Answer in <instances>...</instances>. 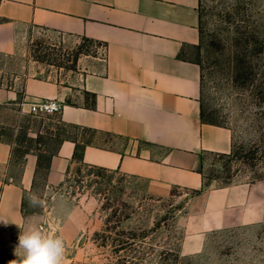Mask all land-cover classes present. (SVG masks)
Segmentation results:
<instances>
[{
  "label": "crops",
  "instance_id": "1",
  "mask_svg": "<svg viewBox=\"0 0 264 264\" xmlns=\"http://www.w3.org/2000/svg\"><path fill=\"white\" fill-rule=\"evenodd\" d=\"M199 6L200 0H0V54H13L36 29L74 44L87 39L104 50L103 58L80 56L65 78L33 75L23 81V106L58 101L61 123L78 130L50 159L44 179L50 200L41 214L25 211L39 157L27 154L16 165L11 144L0 140V264L22 256L18 237L29 226L65 244L79 236L76 203L49 193L77 164V144L87 166L191 191L204 187V154L232 151V130L202 120V68L188 57L199 50ZM18 92L0 86V105L16 102ZM84 129L130 144H86L79 132ZM182 219L186 255L200 252L210 233L264 223V179L204 190L190 200Z\"/></svg>",
  "mask_w": 264,
  "mask_h": 264
},
{
  "label": "rangeland",
  "instance_id": "2",
  "mask_svg": "<svg viewBox=\"0 0 264 264\" xmlns=\"http://www.w3.org/2000/svg\"><path fill=\"white\" fill-rule=\"evenodd\" d=\"M202 36L188 57L202 68L203 120L232 130L228 154H204L199 170L205 190L264 179V0H200ZM104 57L94 42H65L40 29L17 50L0 54V86L15 87L18 100L0 105V140L12 146L14 162L27 154L41 162L34 187L26 195L27 214L49 206L45 173L64 136L76 130L59 115L35 116L21 104L29 76L65 78L80 56ZM85 142L124 149L130 141L80 130ZM67 133V134H66ZM59 193L78 206L79 236L66 242L63 264H264V223L208 234L203 249L182 252L184 213L193 191L160 188L115 171L74 164ZM40 203L33 205L30 198Z\"/></svg>",
  "mask_w": 264,
  "mask_h": 264
},
{
  "label": "clouds",
  "instance_id": "3",
  "mask_svg": "<svg viewBox=\"0 0 264 264\" xmlns=\"http://www.w3.org/2000/svg\"><path fill=\"white\" fill-rule=\"evenodd\" d=\"M30 202L34 206L40 203L35 197L30 198ZM17 248L23 249V254L11 260L9 264H63L65 253L63 238L46 234L39 226L32 225L26 231L20 232Z\"/></svg>",
  "mask_w": 264,
  "mask_h": 264
},
{
  "label": "built area",
  "instance_id": "4",
  "mask_svg": "<svg viewBox=\"0 0 264 264\" xmlns=\"http://www.w3.org/2000/svg\"><path fill=\"white\" fill-rule=\"evenodd\" d=\"M29 112L35 116H56L61 113L62 104L55 100H36L27 103Z\"/></svg>",
  "mask_w": 264,
  "mask_h": 264
},
{
  "label": "trees",
  "instance_id": "5",
  "mask_svg": "<svg viewBox=\"0 0 264 264\" xmlns=\"http://www.w3.org/2000/svg\"><path fill=\"white\" fill-rule=\"evenodd\" d=\"M199 29H200V42H201L202 29H201L200 25H199ZM85 41L92 42V41L87 40V39H86ZM199 48H200V45H199ZM198 64L200 65L199 61H198ZM200 67H201V65H200ZM202 120H203V110H202ZM204 122H205V121H204ZM212 124H214V123H212ZM67 127H72L73 129L78 130V128L75 127V126H67ZM84 131H89V132L96 133V132H94V131H90V130H87V129H84L83 132H84ZM66 134H67V133H66ZM70 136H71V135H70ZM70 136H69L68 134H67V136H64V137L62 138L60 144H61L64 140L69 139ZM85 143H86V144H91V142H85ZM82 155H83V146L77 144V145H76V151H75V153H74V161H75L77 164L85 165V164L83 163V156H82ZM53 156H54V154H52V155L50 156V159H51ZM50 159H49V162H50ZM49 162L47 163L46 170H48V168H49ZM40 169H41V162H38V172H39ZM204 190H205V187H202V189H200V190H193V193H194L193 196H198V195H200Z\"/></svg>",
  "mask_w": 264,
  "mask_h": 264
}]
</instances>
